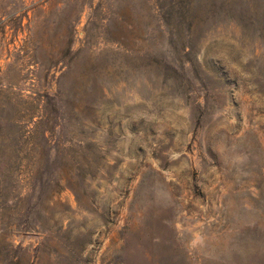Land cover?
Instances as JSON below:
<instances>
[{
  "label": "rangeland",
  "instance_id": "1",
  "mask_svg": "<svg viewBox=\"0 0 264 264\" xmlns=\"http://www.w3.org/2000/svg\"><path fill=\"white\" fill-rule=\"evenodd\" d=\"M0 264H264V0H0Z\"/></svg>",
  "mask_w": 264,
  "mask_h": 264
}]
</instances>
